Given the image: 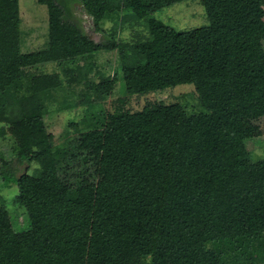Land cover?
Here are the masks:
<instances>
[{
	"label": "trees",
	"instance_id": "trees-1",
	"mask_svg": "<svg viewBox=\"0 0 264 264\" xmlns=\"http://www.w3.org/2000/svg\"><path fill=\"white\" fill-rule=\"evenodd\" d=\"M80 4L100 31L125 15L147 21L140 43L111 32L94 41L66 19L63 2ZM182 0H38L47 6L49 46L22 52L17 0H0V94L45 62L65 64L119 49L122 97L117 110L54 154L42 120L43 96L56 75L30 74V94L7 96L5 120L32 141L26 160L37 176L14 181L32 249H20L0 193V264L264 263V157L251 162L238 120L264 116V20L246 12L262 0H201L208 24L176 31L150 19ZM129 10V12H122ZM75 91L83 78L64 71ZM115 81V80H114ZM114 81H88L82 103L104 99ZM190 84L204 111L180 104L128 107L132 96ZM99 130L96 127H101ZM25 219V221H26Z\"/></svg>",
	"mask_w": 264,
	"mask_h": 264
},
{
	"label": "rangeland",
	"instance_id": "rangeland-1",
	"mask_svg": "<svg viewBox=\"0 0 264 264\" xmlns=\"http://www.w3.org/2000/svg\"><path fill=\"white\" fill-rule=\"evenodd\" d=\"M19 9V43L22 52H35L46 49L48 40L47 6L40 4L38 0H17ZM66 19L76 25H80L94 41L107 38L104 32H111L120 40L140 43L148 35V25L142 19L133 20L127 15L119 22L103 21L100 31L94 27L95 21L87 17L81 10L80 4L74 1L63 2ZM122 12H129L123 10ZM130 13V12H129ZM246 14L250 18L264 20V0L253 4ZM150 19L160 21L163 25L176 31L190 32L208 24L205 10L201 0H182L154 11ZM119 49L102 51L92 55L78 58L70 63L45 62L34 68H30L25 76L0 94V159L6 161L1 174H29L37 176L40 168L36 162H28L25 155L35 150L32 141L21 131L15 129L10 122L5 120L6 99L13 95L18 98L27 97L30 94V74L40 73L56 75L61 86L54 88L49 96H43L41 105L43 124L50 136V144L54 154H60L66 143L78 133L94 128V116L99 115L107 120V115L117 110L120 105L117 100L122 97L121 59ZM67 68H75V74L83 78L81 85L72 86L67 83L69 78L64 73ZM115 80V81H114ZM101 81H114L112 90L104 99L94 98L82 103L81 88L86 89V83ZM180 104L188 115H195L204 111V104L190 84H179L162 90L151 91L141 95L132 96L128 107L144 108L146 110L157 106ZM240 134L245 142L247 157L251 162L259 161L264 157V116L242 118L238 120ZM102 130L101 127L96 129ZM1 165V160H0ZM0 193L4 199V205L11 217V224L16 231L15 239L20 249H32L35 238L28 229V221L24 217V208L18 201V191L14 181L3 183L0 177ZM26 219V221H25ZM6 225L0 227L3 231ZM144 258H133L121 264H143ZM264 264V263H262Z\"/></svg>",
	"mask_w": 264,
	"mask_h": 264
}]
</instances>
